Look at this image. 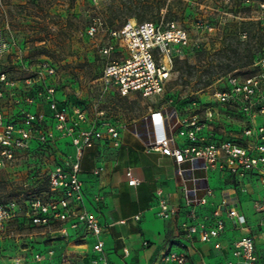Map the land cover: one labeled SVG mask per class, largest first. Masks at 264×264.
I'll list each match as a JSON object with an SVG mask.
<instances>
[{
  "label": "built area",
  "instance_id": "1",
  "mask_svg": "<svg viewBox=\"0 0 264 264\" xmlns=\"http://www.w3.org/2000/svg\"><path fill=\"white\" fill-rule=\"evenodd\" d=\"M100 30L101 23L93 20L85 34L95 38ZM189 43L185 30L163 20L137 23L128 19L121 27L108 29L106 42L99 48V54L106 60L98 79L100 96L115 91L120 97L138 95L163 100L174 60ZM111 55L119 58L109 60ZM249 68L248 72L235 71L222 77V87L214 89L205 101L201 98L192 101L185 118L179 117L171 101L165 100L166 108L150 110L143 119L147 137L144 151L169 158L175 165L176 176L183 182L187 210L181 224L183 241L176 248H166L154 264H191L186 250L195 241L213 242V248L220 250L218 240L226 231L227 220L240 232L247 231L246 217L235 207L228 209L227 199L234 194L246 196L252 202L254 214L260 216L258 227L264 241V56ZM54 72L50 65L43 64L37 79L53 77ZM45 92L50 125L43 135L37 134V127L47 121L41 113H25L20 127L5 124L0 116V167L4 161L15 158L17 151L29 150L34 143L56 144L64 139L74 154L65 155L52 168L45 190L30 194L22 202L0 204V256L5 255L1 262L76 264L74 257L57 248V244L90 238L93 240L90 264H110L102 238L105 227L84 208L80 162L84 152L97 144L119 147L120 132L125 126L102 120L103 112L94 105L88 111L59 100L52 85H47ZM26 101L32 103L29 98ZM102 172V167L91 171L94 176ZM126 178L129 187L139 185L130 170ZM211 178L218 181V190L222 192L217 205L213 203L215 189L209 186ZM196 181L205 185L189 189L188 183ZM156 199L161 220L176 213L170 209L162 189L156 190ZM102 200L100 195L93 198L97 204ZM132 219L138 222L140 216ZM11 228L27 233L13 235L9 233ZM69 232H82V236L71 240ZM146 245L144 242L143 246ZM230 252L231 259L224 264H264L250 235L240 236ZM123 254L128 255L126 249ZM200 264L209 263L200 258Z\"/></svg>",
  "mask_w": 264,
  "mask_h": 264
},
{
  "label": "rangeland",
  "instance_id": "2",
  "mask_svg": "<svg viewBox=\"0 0 264 264\" xmlns=\"http://www.w3.org/2000/svg\"><path fill=\"white\" fill-rule=\"evenodd\" d=\"M128 19L172 22L189 35V46L174 60L163 100L120 97L115 91L100 96L98 79L106 60L99 48L107 30ZM93 20L101 23V30L89 38L85 29ZM249 50L255 57L264 56V0H0V116L5 124L20 127L25 113H41L47 121L37 127V134L43 135L50 125L45 87L52 85L59 100L88 111L94 105L103 112L102 120L116 125L138 123L150 110L166 108L165 100L185 118L192 101H205L222 87V77L250 71L242 67ZM116 58L111 55L109 60ZM43 64L54 69V76L38 80ZM66 142L34 143L4 161L0 204L22 202L45 190L48 173L70 153ZM209 186L218 189L220 184L211 178ZM243 199L241 207L251 212L252 202ZM120 230L109 229L110 238ZM9 233L27 231L11 228ZM69 235L73 240V233Z\"/></svg>",
  "mask_w": 264,
  "mask_h": 264
},
{
  "label": "crops",
  "instance_id": "3",
  "mask_svg": "<svg viewBox=\"0 0 264 264\" xmlns=\"http://www.w3.org/2000/svg\"><path fill=\"white\" fill-rule=\"evenodd\" d=\"M141 122L144 127L143 133L136 131L138 123L129 125L120 132L119 147L97 144L93 149L84 152L80 162L84 208L93 213L99 224L105 227L102 238L106 258L110 264H154L156 258L166 248H176L183 241L181 224L187 216L182 194L183 182L177 178L176 167L169 158L144 151L147 139L146 122L144 120ZM73 154V149L66 153ZM98 167H102L103 172L99 176L92 175L91 171ZM127 170H130L133 177L139 181L136 188L127 185ZM200 184L202 183L199 181L191 182L188 183V188L195 189ZM157 189L164 191L170 209L176 212L165 220L157 216ZM218 189H215L213 200L215 205L220 203L222 197V192ZM223 194L226 196L227 193ZM97 195L103 198L98 204L93 201ZM243 197L241 194H234L227 199V205L228 209L235 207L246 217L249 229L240 232L234 228L230 220H227L226 231L218 240L221 249L215 250L213 242L202 244L195 241L193 246L188 244L186 252L189 263L200 264V258H203L209 264H224L231 259L232 244L242 235H250L255 239L257 255L260 262H264V241L260 239L262 231L258 227L260 216L254 214L253 209L251 212L243 210L241 207ZM136 215L140 216L138 222L132 219ZM221 216L226 218L225 214ZM110 225L112 226L107 227ZM116 226L121 230L113 240L108 230ZM73 235L81 237L82 232ZM144 242L146 246H143ZM92 245V239L84 238L82 241L58 243L57 248L68 251L76 264H90L93 257ZM124 249L127 250V256L123 254Z\"/></svg>",
  "mask_w": 264,
  "mask_h": 264
},
{
  "label": "trees",
  "instance_id": "4",
  "mask_svg": "<svg viewBox=\"0 0 264 264\" xmlns=\"http://www.w3.org/2000/svg\"><path fill=\"white\" fill-rule=\"evenodd\" d=\"M135 17V16H134ZM137 20H138V18H136ZM136 21V20H135ZM127 22V21H126ZM125 22V23H126ZM137 23H142V22H138V21H136ZM124 23V24H125ZM244 58H246V60H247V62L245 63V65H243L242 67L243 68H248V67H250L252 64H253V62L256 60V59H258L259 57H255V53H251V51L249 50L248 52H247V55H245V57ZM233 72V71H232ZM136 131L137 132H141V133H143L144 132V127L142 126V122L141 121H139L138 122V124H137V127H136ZM186 177L187 178H189L190 176L187 174L186 175ZM205 185V183H202V184H200V187H202V186H204Z\"/></svg>",
  "mask_w": 264,
  "mask_h": 264
}]
</instances>
